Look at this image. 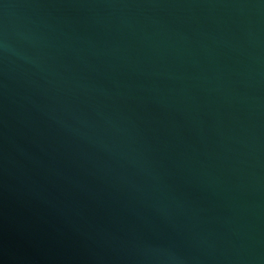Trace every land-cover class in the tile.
I'll list each match as a JSON object with an SVG mask.
<instances>
[{"label":"water","instance_id":"water-1","mask_svg":"<svg viewBox=\"0 0 264 264\" xmlns=\"http://www.w3.org/2000/svg\"><path fill=\"white\" fill-rule=\"evenodd\" d=\"M0 264H264V0H0Z\"/></svg>","mask_w":264,"mask_h":264}]
</instances>
